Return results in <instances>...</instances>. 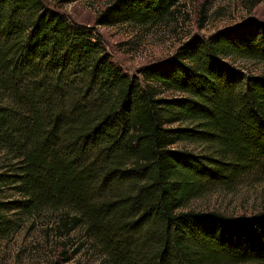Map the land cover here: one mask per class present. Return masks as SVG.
Returning <instances> with one entry per match:
<instances>
[{
  "label": "trees",
  "instance_id": "obj_1",
  "mask_svg": "<svg viewBox=\"0 0 264 264\" xmlns=\"http://www.w3.org/2000/svg\"><path fill=\"white\" fill-rule=\"evenodd\" d=\"M178 1L113 0L95 24L157 22ZM233 56L264 63L263 22L195 35L129 76L95 27L42 0H0V235L9 213L53 208L73 214L68 230L81 225L103 264H264V210L185 209L264 174V77Z\"/></svg>",
  "mask_w": 264,
  "mask_h": 264
},
{
  "label": "rangeland",
  "instance_id": "obj_2",
  "mask_svg": "<svg viewBox=\"0 0 264 264\" xmlns=\"http://www.w3.org/2000/svg\"><path fill=\"white\" fill-rule=\"evenodd\" d=\"M42 1L75 23L95 27L110 61L129 76L136 75L141 67L167 59L179 45L195 35L207 38L249 19L264 23V0H179L172 12L157 22L129 21L116 25L95 24L96 16L113 0ZM226 59L246 73L264 77V63L260 61L238 56ZM174 147L196 153L202 151L197 143L178 142ZM4 162L0 154V166ZM4 195L7 200L19 196L6 188ZM185 209L215 211L226 217L259 213L264 210V174L250 172L231 190H211L191 199ZM67 214L53 208L30 214L9 213L15 227L0 235V264H103L100 251L85 236L81 225L68 230L74 220L72 213Z\"/></svg>",
  "mask_w": 264,
  "mask_h": 264
}]
</instances>
